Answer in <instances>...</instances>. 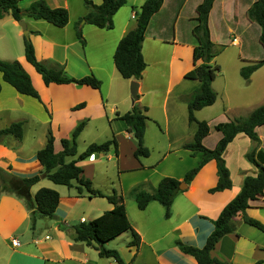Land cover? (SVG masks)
I'll use <instances>...</instances> for the list:
<instances>
[{
  "label": "crops",
  "instance_id": "crops-1",
  "mask_svg": "<svg viewBox=\"0 0 264 264\" xmlns=\"http://www.w3.org/2000/svg\"><path fill=\"white\" fill-rule=\"evenodd\" d=\"M37 1L39 0H20L19 6L25 10ZM45 1L51 8L67 9L70 20L66 27L57 28L43 20L37 21L28 17L23 19L30 32V40L38 60L50 68H64L65 72L73 78L80 79L94 75L102 81V87L96 90L76 84L47 86L42 76L26 60L25 36L19 22L15 21L10 14L0 19V52L9 56L15 51L17 54L15 59L25 61L26 65L32 66H28L31 68L28 72L34 87L40 94V100L21 95L4 81L3 74L0 73V130L14 123H23L21 141L6 137L5 141L0 142V168L20 180L40 176V181L30 189L33 205L35 195L43 188L55 190L61 197L56 218H40L33 227L31 211L26 201L2 185L0 189V264H118L112 258H101L98 251L87 246L86 243L75 242L70 230L77 224L100 217L112 210L114 206L106 198H91L85 190L82 195H79L76 182L73 183V187H66L56 185L45 178L42 174L43 167L37 160V153L46 146L49 129L55 137V152L60 153L63 150L61 141L70 139L79 123L87 121L82 135L90 127L93 119H104L105 105L109 98V94L103 92L105 82L108 88L114 82L120 83L124 88L127 87L128 96L131 94V82L136 80L124 79L115 63L110 64L108 58L114 62V54L119 42L135 29L136 18L133 16L140 11L147 0H127L126 5L113 17L114 29L112 30L99 29L86 23L84 17L87 10L84 0ZM90 1L95 5L103 3V0ZM202 2L203 0H163L162 8L153 16L147 28L142 48L147 67L141 80L137 82L140 96L138 102L148 108L147 116L150 118L145 132V146L150 150V156L135 158L137 141L131 137L133 134L127 132L126 127L125 131L115 133L118 150L112 147L108 153L94 154L78 164L83 169L85 179H93L88 175L87 168H92L101 156L109 155L112 150L115 152L122 172L146 173L143 178L138 179L136 184L145 183V191L150 193L154 192L159 182L165 177L182 181L186 173L201 162L200 154L193 156L190 151L184 149V145L193 142L197 131V125L189 123V101L199 87V82L185 78L186 74L195 67L193 52L197 46V40L188 43L181 39L180 19L183 14L170 12V6L173 5L174 8L181 6V9H186L192 3V13L189 16L193 23L196 9ZM219 2L220 0L215 1L209 23ZM249 22L253 27L258 25L250 20ZM77 26L86 40L85 47L77 38ZM193 28L194 26L190 29L192 35ZM257 31L261 35V28H257ZM237 42L234 45L241 47L239 38ZM185 54H192V62L185 61ZM0 58L4 61L11 60L8 57ZM250 62L253 63L256 60H243L245 65ZM259 72L264 73V67L254 72L248 83H252ZM163 78L166 81L165 89L161 85ZM126 102L128 103L127 98ZM130 102L124 114L131 111L135 105L132 94ZM80 105L83 107L77 108ZM206 108H212V106ZM203 110L197 111V115H200ZM117 112L116 108H110V114ZM229 120L226 118L223 122ZM206 122L212 125L211 121ZM219 123H213L215 125L211 128ZM65 125L69 126L70 135L63 137L60 132ZM151 125L163 128L161 134L166 138L167 145L152 141L153 137L158 139L160 136L159 131L154 130ZM256 131L260 139L259 144L241 133L228 145L223 155L231 173L233 182L231 189L214 194L209 192L216 187L219 179L217 163L212 160L199 171L193 181L187 185V189L177 195L169 219L165 218L166 209L154 201L145 210H140L137 204L135 207L131 205L132 220L125 199L127 217L133 230L140 236L141 244L138 249L130 248L128 245L133 238L127 236L126 246L112 247L117 238L106 247L117 250L127 264H197L193 257L179 250L176 242L181 241L185 245L197 248H203L206 245L214 231L213 222L241 192L246 177L256 174V168L248 161L247 155L254 151L264 153V126L257 128ZM40 132H43V135H40ZM40 136L43 137L40 138ZM212 136L211 132L204 140V145ZM213 137L214 141L208 149H214L223 135L215 132ZM28 138H33V142L28 141ZM239 139L246 142L247 147L241 148L236 153L233 147ZM93 143H88L87 147ZM82 153L78 151L76 157L66 158V162L73 161ZM155 153L157 155L152 159V154ZM179 153H189L190 156L186 159V156H180ZM175 154L179 156H172ZM93 189L97 190L94 186ZM251 204L252 207L246 212L247 216L264 224V207H262L264 197ZM235 222L237 232L224 237L212 256L230 264H264V249L261 243L264 232L246 224L242 216H237ZM15 242L18 245H15Z\"/></svg>",
  "mask_w": 264,
  "mask_h": 264
},
{
  "label": "trees",
  "instance_id": "trees-1",
  "mask_svg": "<svg viewBox=\"0 0 264 264\" xmlns=\"http://www.w3.org/2000/svg\"><path fill=\"white\" fill-rule=\"evenodd\" d=\"M20 0H0V19L6 15H11L17 22L25 17L34 20H43L49 24L64 28L70 20L69 11L65 8H51L45 0H39L32 4L28 9H21ZM216 0H203L196 9V17L193 19L195 26L193 35L197 40L194 48L193 60L194 69L186 74L188 80L198 81L199 87L193 93L189 101V123L197 125L194 140L184 145V149L190 151L193 156L200 154L202 160L198 166L188 171L182 181L171 177L163 178L154 192L150 193L141 187L134 188L130 192V197L136 202L140 210H145L151 202L160 203L165 209V218L171 217V208L175 198L179 193L180 185H189L199 171L209 162L216 161L218 169V183L216 187L210 189V193L223 192L233 187L231 173L226 165L223 155L230 143L233 142L238 134L247 135L253 142L259 144L260 139L256 129L264 126V104L256 108L247 118H236L226 123H219L214 128L206 121H198L195 113L206 107L213 106L217 101V93L213 89V82L221 71L219 65L215 63L216 58L222 53L223 46L214 43L209 27V17L213 10ZM127 3V0H103L101 5H95L90 0H84L87 14L84 20L87 24L99 29H114L113 17ZM163 6V0H147L136 13V27L126 34L118 44L114 54V63L120 75L126 80L139 81L142 78L147 64L144 59L142 48L145 34L151 19ZM248 19L256 23L261 28L260 43L264 49V0H256L247 11ZM76 35L80 43L85 47L86 40L79 26ZM25 57L35 70L42 76L44 83L65 85L76 84L88 86L96 90L102 87V81L94 75H89L80 79L70 77L64 68H50L39 61L32 41L25 38ZM264 67V58L250 64H246L240 70V75L245 80H250L254 72ZM0 73L6 83L12 86L21 95L29 96L40 100V94L34 87L29 74L24 70L18 61L10 62L0 59ZM1 93V84H0ZM139 96L135 100L132 111L118 116L127 125V131L133 134L137 141V149L134 153L135 158H148L150 150L145 146V132L148 108L140 105ZM83 105L77 106L81 108ZM87 125V121H82L74 130L70 139L61 141L63 150L55 152V137L51 129L48 131L47 144L37 153V160L43 167L42 174L56 185L73 187L77 183V191L82 195L83 190L89 196L106 198L114 208L105 212L100 217L82 222L73 226L72 238L75 242H84L87 246L98 251L101 258H112L118 264H127L122 259L117 250H111L106 245L119 238L127 232H131L133 240L129 247L139 248L141 244L140 236L133 230L126 213L125 202L122 196L116 192L106 195L93 189L92 182L83 177V169L78 165L81 161L89 159L94 154L108 153L112 147L118 150L116 139L108 140L104 143H93L78 158L67 163L66 158H74L78 154L77 140ZM214 129L222 133L223 137L214 149H208L204 145V140ZM6 137H13L21 141L23 139V123H14L10 127L0 130V142ZM248 161L256 168L254 176L245 179L241 192L234 198L221 212L219 218L213 222L214 231L208 238L203 248H197L177 241L179 250L188 256L193 257L197 264H230L212 256L213 251L221 240L227 235L237 232L235 218L242 216L243 221L251 227L264 232V224L256 219L247 216L246 212L252 207V202L260 201L264 197V153L252 152L247 155ZM0 176L3 177V185L8 187L17 197L26 201L31 211V221L33 227L40 218H56V211L60 205V194L52 189L43 188L37 192L33 200L30 189L40 181V176L30 179L20 180L10 175L7 171L0 168ZM6 176L7 180H6ZM15 180L16 185H11L10 181ZM264 207V204L263 206Z\"/></svg>",
  "mask_w": 264,
  "mask_h": 264
},
{
  "label": "rangeland",
  "instance_id": "rangeland-1",
  "mask_svg": "<svg viewBox=\"0 0 264 264\" xmlns=\"http://www.w3.org/2000/svg\"><path fill=\"white\" fill-rule=\"evenodd\" d=\"M253 1L254 0H220V2L215 7L213 17L209 23L211 37L214 43L223 46L222 53L215 60V63L220 66L221 71L218 73V76L212 85L213 89L217 93V101L212 106V108H204L200 115H197V113H195V117L196 119L198 118V121L208 120L211 121L213 125V123L219 122L226 123L223 122L226 120V118L230 120H233L234 118H247L258 106L264 103V73L259 72L252 83H248L249 81L245 80L240 75V69H242L241 66L245 65L243 63V60L246 59L258 61L264 57L263 49L259 43L260 32L257 31V28L259 29L260 27L258 25H255L256 27L250 25L247 17V10H249L251 5L253 4ZM192 3L189 4L186 9H181V6H178L176 8H174L173 5L170 6V12H179L183 14V17H181L180 19V36L181 39L188 41V43H190L192 40L194 42L196 41L192 33H190L191 27L195 26V22L193 21L192 23V18L189 16L190 13H192ZM238 38L240 39L241 47H237L234 45L238 43ZM5 55L6 54H2V51L0 52V57H8L9 59H11L8 60L10 62L18 61L22 65L24 70L29 74L28 71L31 70V68L29 67L32 66H30L29 64L26 65L27 63L25 61L21 62L15 59L17 55L15 51H13V54H10L9 56ZM184 58L185 61L192 62V54H185ZM108 62H110V64H114L112 59L110 60L109 58ZM26 67H28V69ZM164 79L165 78L161 80L163 89H165L164 85L166 82L164 81ZM103 92L104 94H109L108 102L105 105L106 114L103 117L104 119H93L90 127L87 128V130L81 135V137H79L78 151L80 153L85 151L88 143H104L108 140L116 139L115 133L125 131L127 127L126 123L118 117L124 115L126 109L131 103V94L129 95V97L127 87L124 88V86H121L120 83L114 82L113 85L108 88L107 82H105ZM126 98L128 103L126 102ZM111 107L116 108V112H118L110 114ZM214 119H216L215 122L213 121ZM151 126L154 128V130L159 131L160 136V138L158 139L153 137L152 141L154 143L159 141V143L167 145L168 143L166 141V138L161 134L163 128L160 129L157 125ZM215 132L216 131L212 129L213 136H215ZM69 133V126L65 125L61 129L60 135L65 137ZM40 135H43V132H40ZM213 136L208 139V141H206L205 146L207 148L214 141ZM42 137L43 136H40V138ZM131 137L134 136L132 135ZM32 139L33 138H28V141ZM5 140V138L2 139V141ZM246 147V142H243L242 139H239V141L234 144L233 150L237 153L241 150V148L245 149ZM156 155L157 153L152 154V159H154ZM179 155L186 156V159L190 156L189 153H179ZM179 155L175 154L172 156L177 157ZM109 156L112 157L110 158ZM87 173L91 179L93 178L90 181H92L94 188H96L98 191L105 194H113L114 192H116L118 196L123 197L124 202L126 199V203L129 209V215L133 220L130 206L132 205L135 207L136 202L132 199V197H130V192L137 187H141L143 190L146 189L145 183H139V185L136 184L138 179L143 178L146 173H132L130 171L122 172L120 163L118 162L113 150L109 155L101 156L92 168H87ZM7 177L8 176L5 177L6 180ZM2 182L3 177L0 176V189L3 185ZM10 184L16 185L15 180H11ZM127 236L133 238L131 232H127L123 234L122 237L118 238L117 241L112 245V247L121 248L126 246L125 241L127 239ZM261 243L264 249V236Z\"/></svg>",
  "mask_w": 264,
  "mask_h": 264
},
{
  "label": "water",
  "instance_id": "water-1",
  "mask_svg": "<svg viewBox=\"0 0 264 264\" xmlns=\"http://www.w3.org/2000/svg\"><path fill=\"white\" fill-rule=\"evenodd\" d=\"M19 25L21 26V28H22V30L24 32L25 38L29 40L30 39V32H29V30L27 28V25H26L25 21L24 20L20 21ZM131 94H132V96H133V98L135 100L139 96V83L137 81H132L131 82ZM186 189H187V184L182 183L180 185V190L185 191Z\"/></svg>",
  "mask_w": 264,
  "mask_h": 264
},
{
  "label": "built area",
  "instance_id": "built-area-1",
  "mask_svg": "<svg viewBox=\"0 0 264 264\" xmlns=\"http://www.w3.org/2000/svg\"><path fill=\"white\" fill-rule=\"evenodd\" d=\"M133 18H136V16L134 15ZM15 245H18L17 242H15Z\"/></svg>",
  "mask_w": 264,
  "mask_h": 264
}]
</instances>
